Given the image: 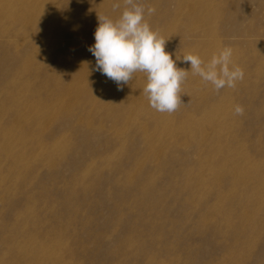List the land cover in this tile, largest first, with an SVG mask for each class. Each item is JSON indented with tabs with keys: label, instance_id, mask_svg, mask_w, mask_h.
I'll use <instances>...</instances> for the list:
<instances>
[{
	"label": "rangeland",
	"instance_id": "1",
	"mask_svg": "<svg viewBox=\"0 0 264 264\" xmlns=\"http://www.w3.org/2000/svg\"><path fill=\"white\" fill-rule=\"evenodd\" d=\"M135 2L188 71L171 114L96 70L123 0H0V264H264V0ZM225 46L217 92L182 58Z\"/></svg>",
	"mask_w": 264,
	"mask_h": 264
},
{
	"label": "clouds",
	"instance_id": "2",
	"mask_svg": "<svg viewBox=\"0 0 264 264\" xmlns=\"http://www.w3.org/2000/svg\"><path fill=\"white\" fill-rule=\"evenodd\" d=\"M123 12L117 20L98 15L94 32L95 43L89 51L96 58V70L117 84L118 90L132 80L133 74L143 72L147 83L143 93L150 107L161 113H173L182 103L181 85L188 71L176 67L172 55L165 51V42L144 19L145 9L135 0H123ZM120 7L113 5V10ZM154 8H148L151 15ZM233 49L223 47L205 63L197 54H186L183 62L190 63L193 75L211 83L215 91L235 88L244 79L243 69L232 61ZM177 58L176 60H180ZM234 114L242 116L244 108L236 105Z\"/></svg>",
	"mask_w": 264,
	"mask_h": 264
}]
</instances>
